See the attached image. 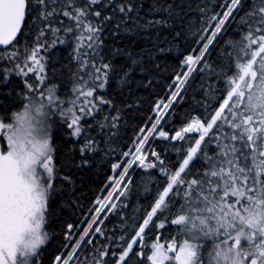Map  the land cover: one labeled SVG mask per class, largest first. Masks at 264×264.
I'll list each match as a JSON object with an SVG mask.
<instances>
[{
	"label": "snow or ice",
	"instance_id": "snow-or-ice-1",
	"mask_svg": "<svg viewBox=\"0 0 264 264\" xmlns=\"http://www.w3.org/2000/svg\"><path fill=\"white\" fill-rule=\"evenodd\" d=\"M0 264H264V0H0Z\"/></svg>",
	"mask_w": 264,
	"mask_h": 264
},
{
	"label": "trees",
	"instance_id": "trees-1",
	"mask_svg": "<svg viewBox=\"0 0 264 264\" xmlns=\"http://www.w3.org/2000/svg\"><path fill=\"white\" fill-rule=\"evenodd\" d=\"M143 43L144 41L142 40L137 41V44L139 45H143ZM104 179H105V173L103 171H100L99 174H97L96 170L86 173L84 178L85 196L90 197L97 194L98 190L103 186ZM61 211H63L65 215H67V209H63V210L56 209L54 210L53 215L57 216L60 214ZM53 230H55V224H53ZM57 242H58L57 240H53L52 241L53 246H55Z\"/></svg>",
	"mask_w": 264,
	"mask_h": 264
}]
</instances>
